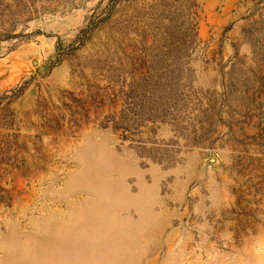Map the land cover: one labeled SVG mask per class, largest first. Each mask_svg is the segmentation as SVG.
Returning a JSON list of instances; mask_svg holds the SVG:
<instances>
[{"label":"rangeland","instance_id":"1","mask_svg":"<svg viewBox=\"0 0 264 264\" xmlns=\"http://www.w3.org/2000/svg\"><path fill=\"white\" fill-rule=\"evenodd\" d=\"M0 264H264V0H0Z\"/></svg>","mask_w":264,"mask_h":264}]
</instances>
